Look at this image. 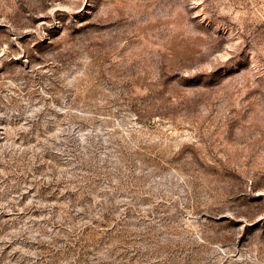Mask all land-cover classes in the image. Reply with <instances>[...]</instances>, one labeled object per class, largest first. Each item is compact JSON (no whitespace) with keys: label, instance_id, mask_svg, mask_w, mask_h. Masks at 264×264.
Instances as JSON below:
<instances>
[{"label":"rangeland","instance_id":"rangeland-1","mask_svg":"<svg viewBox=\"0 0 264 264\" xmlns=\"http://www.w3.org/2000/svg\"><path fill=\"white\" fill-rule=\"evenodd\" d=\"M0 264H264V0H0Z\"/></svg>","mask_w":264,"mask_h":264}]
</instances>
